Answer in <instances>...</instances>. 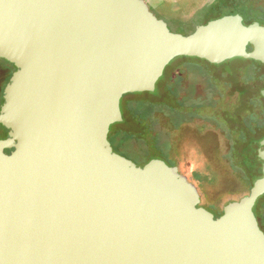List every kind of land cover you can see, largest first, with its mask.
<instances>
[{"label":"water","instance_id":"95a60500","mask_svg":"<svg viewBox=\"0 0 264 264\" xmlns=\"http://www.w3.org/2000/svg\"><path fill=\"white\" fill-rule=\"evenodd\" d=\"M179 57L227 74L264 64V26L234 14L182 35L144 0H0V59L16 68L0 264H264V140L262 177L217 218L177 167H140L110 142L122 98L155 92Z\"/></svg>","mask_w":264,"mask_h":264},{"label":"flooded vegetation","instance_id":"af4514ba","mask_svg":"<svg viewBox=\"0 0 264 264\" xmlns=\"http://www.w3.org/2000/svg\"><path fill=\"white\" fill-rule=\"evenodd\" d=\"M144 1L157 17L167 21L170 29L175 28L182 19L183 12H187L190 7L185 0ZM253 22L258 21L248 23ZM258 23L264 26V23ZM6 63L8 68L5 75L0 70V108L4 103V89L16 71L12 64ZM241 71H246V76L243 75L244 83H240L237 93L232 94L229 99L221 98L222 103H216L210 107L209 112H204L211 116L210 125H193L195 116H202L203 111L199 110L204 106H195L193 109L191 105L183 102L189 94L185 97L176 89L175 95L181 103L178 106L167 104L170 139L167 152H172L173 159L172 165L169 166L177 167L179 172L198 188L200 207L207 210L203 199L214 200L212 203L221 207L218 216L212 213L215 218L223 214L224 205L238 201L228 200L231 196L248 195L255 182L262 177L263 162L258 156V150L264 140V64L251 60ZM175 76L171 80L169 90L178 86ZM234 95L236 98L233 99ZM196 110L198 112L194 113ZM187 115L189 117L186 122L181 120V123H176ZM7 137L8 130L0 126V140ZM239 185H245L248 189L243 191ZM263 216L264 204L258 218L260 226L261 220H264Z\"/></svg>","mask_w":264,"mask_h":264},{"label":"rangeland","instance_id":"374dc122","mask_svg":"<svg viewBox=\"0 0 264 264\" xmlns=\"http://www.w3.org/2000/svg\"><path fill=\"white\" fill-rule=\"evenodd\" d=\"M185 1L189 3V10L183 12L182 19L175 25L174 29L171 27V30L182 35H189L197 26L205 25L210 21L227 15L239 14L246 23L250 21L264 23V0ZM229 63L232 65L234 62L231 61ZM247 66L248 63L232 74H227L218 72L215 67L202 60L183 57L175 58L166 67L163 76L157 82L155 92L126 95L122 98L121 109L124 113V120L111 128V135L109 136L114 151L140 167L154 159H160L168 165H172V152H167L170 144L167 104L172 103L174 106H178L181 103L178 96L169 95V85L171 80H173L172 78L176 75L175 80L176 85H178L176 88H178V92L181 95L186 97L189 94L186 97L187 100H182L183 102L191 105L193 109H195V106H204V108L199 110L203 111L202 116H195L193 125H210L212 122L211 116L209 114L206 115L205 111L209 112L211 106L216 103H222L221 98L229 99L232 94L237 93L238 87L241 86L240 83H244L243 75L244 77L246 76V71L242 72L241 70ZM7 68V63L0 60V70L3 75H5ZM232 98H236V95ZM129 106L133 108L139 106L142 110L150 112V116L145 122L152 125L151 131L144 130V125L136 122L128 111ZM195 112H198V110ZM188 117L189 115L182 117L176 123H181V120L186 122L185 120ZM234 177L238 178L237 175H234ZM239 187L243 191L248 189L245 185H239ZM239 196H231L228 200H239L245 195ZM214 197L211 198L214 199ZM213 201L203 199L202 202L207 210L218 216L221 212V207L213 204Z\"/></svg>","mask_w":264,"mask_h":264},{"label":"trees","instance_id":"16d2710c","mask_svg":"<svg viewBox=\"0 0 264 264\" xmlns=\"http://www.w3.org/2000/svg\"><path fill=\"white\" fill-rule=\"evenodd\" d=\"M170 90H169L170 96L176 97L177 95H175V90H173V88H170ZM128 111L133 116V118H135L136 122L142 123L144 125V130L146 129L147 131H151L152 125L145 122V120L150 116V112L148 110H142L141 107L139 106L135 108H133L132 106H129ZM123 118H124V113H123ZM9 152L10 151H7V153ZM261 210L262 209H260V214L258 215V218L261 216ZM263 219H264V216H263ZM261 226L264 230V220H261Z\"/></svg>","mask_w":264,"mask_h":264}]
</instances>
